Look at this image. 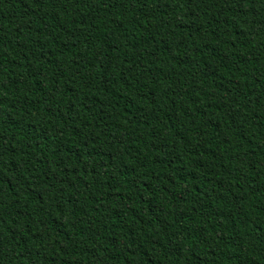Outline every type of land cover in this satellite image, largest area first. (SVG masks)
<instances>
[{"label":"trees","instance_id":"obj_1","mask_svg":"<svg viewBox=\"0 0 264 264\" xmlns=\"http://www.w3.org/2000/svg\"><path fill=\"white\" fill-rule=\"evenodd\" d=\"M0 264H264V0H0Z\"/></svg>","mask_w":264,"mask_h":264}]
</instances>
